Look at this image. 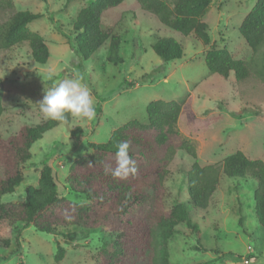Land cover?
Returning a JSON list of instances; mask_svg holds the SVG:
<instances>
[{"label":"rangeland","instance_id":"rangeland-1","mask_svg":"<svg viewBox=\"0 0 264 264\" xmlns=\"http://www.w3.org/2000/svg\"><path fill=\"white\" fill-rule=\"evenodd\" d=\"M8 1V0H7ZM170 2L173 0H169ZM13 9L0 7V27L11 14L30 10L42 17L30 29L46 39L51 55L46 64L34 61L29 45L0 48V87L4 89L6 110L0 116V132L4 137L16 134L23 125L45 121L39 101L47 89L66 78L77 75L94 97L95 115L91 120L74 119L45 133L31 150L32 158L23 166L26 176L5 202L25 199V187L37 185L45 163L51 164L62 180L69 166L81 156L92 152L89 142L105 143L112 131L132 119L147 120L146 106L150 101L177 99L183 110L177 127L181 137L191 141L202 165L221 164L225 157L242 150L250 158L264 160V82L258 73L264 60V45L255 53L239 31L244 17L256 0H212L203 20L211 28L212 42L227 45L236 58L250 65V77L236 81L234 73L224 78L211 72L205 62V50L194 34L185 36L166 26L138 0H124L103 15V25L122 38L120 55L123 62L107 60V44L88 60L73 52L58 26L72 28L71 20L88 0H76L65 10V0H12ZM173 37L184 45L181 59L165 62L153 50L156 36ZM195 115V118L192 117ZM203 120V121H202ZM81 126L84 134L77 137L72 129ZM193 158L178 150L168 166L166 180L167 208L186 197L185 171ZM238 180V181H237ZM240 180V181H239ZM254 179H235L223 175L206 209H197L192 219L199 223L201 234L212 251H196L195 236L185 224L183 234L170 243L171 259L177 264H264V226L257 219L254 207ZM64 195L82 202L83 196ZM242 208V209H241ZM244 224H239V218ZM73 228L64 232L74 231ZM76 232L74 240L61 234L45 233L33 226L23 229L22 249L11 258L5 256L16 247L15 237L7 226H0L2 238H12L10 247L0 251V264H96L99 250L111 237L98 232ZM57 241L65 247L61 261L55 259Z\"/></svg>","mask_w":264,"mask_h":264},{"label":"trees","instance_id":"trees-1","mask_svg":"<svg viewBox=\"0 0 264 264\" xmlns=\"http://www.w3.org/2000/svg\"><path fill=\"white\" fill-rule=\"evenodd\" d=\"M74 1L65 0V10ZM138 1L166 26L185 36L194 34L203 45H209L204 55L211 72L224 78L234 73L238 82L250 77L251 69L246 59L236 58L227 45L217 46L212 42L210 25L203 20L212 0ZM123 2L88 0L72 18L71 30L58 26L81 59L88 60L108 43L107 60L114 64L123 62L121 36L103 25L105 11ZM4 3L13 9L12 0H0V7ZM40 17L41 13L30 10L13 12L0 27V48L8 50L27 44L34 61L46 64L51 55L47 41L39 32L30 29V24ZM239 31L255 53L264 45V0H256ZM152 47L165 62L181 59L185 54L184 45L173 37L157 35ZM258 73L264 82V60ZM5 101L4 89L0 87V116L6 110ZM182 110L183 103L177 99L150 101L146 106V121L132 119L114 129L107 142H89L92 152L75 159L64 179L58 177L51 164L45 163L37 185H26L25 199L21 202H5L3 197L14 193L25 182L23 166L33 156V144L60 124H69L71 116L64 121L49 119L23 125L8 137L0 132V226L11 230L16 243V247L3 257L9 259L22 249L21 233L29 226L71 240L78 235L77 231L108 234L111 239L100 247L96 264H177L171 259L170 243L176 235L183 234L179 228L181 224L187 225L195 236L193 248L196 251L218 254L217 249L206 246L201 227L192 219V214L209 206L223 175L256 180L254 207L258 222L264 226V160L250 158L238 150L225 157L221 164L202 165L195 145L182 138L178 130ZM72 134L79 137L84 130L78 125L72 129ZM124 140L130 141V155L136 160L138 171L126 179L114 178L111 173L105 174V166L116 167V146ZM178 150L188 153L194 161L185 171L186 197L167 208L168 166ZM61 187L69 194H81L84 200L71 199L63 194ZM239 224H244L242 216ZM68 228L75 230L64 232ZM11 239L2 238L0 234V251L10 247ZM64 254L65 247L57 241L55 259L61 261Z\"/></svg>","mask_w":264,"mask_h":264},{"label":"clouds","instance_id":"clouds-1","mask_svg":"<svg viewBox=\"0 0 264 264\" xmlns=\"http://www.w3.org/2000/svg\"><path fill=\"white\" fill-rule=\"evenodd\" d=\"M38 103L45 120L64 121L69 115L74 119L91 120L95 115L94 97L78 75L66 78L58 85L47 89L43 99ZM116 148V167L106 165L105 174L111 173L114 178L120 179L135 175L138 168L136 160L130 155V141H120Z\"/></svg>","mask_w":264,"mask_h":264}]
</instances>
